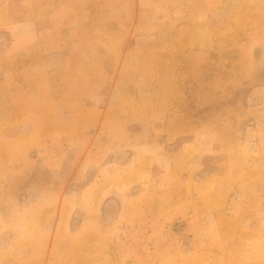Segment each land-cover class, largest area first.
Wrapping results in <instances>:
<instances>
[{"label": "rangeland", "instance_id": "1", "mask_svg": "<svg viewBox=\"0 0 264 264\" xmlns=\"http://www.w3.org/2000/svg\"><path fill=\"white\" fill-rule=\"evenodd\" d=\"M35 1L0 2V264H264V0H57L52 48Z\"/></svg>", "mask_w": 264, "mask_h": 264}, {"label": "crops", "instance_id": "2", "mask_svg": "<svg viewBox=\"0 0 264 264\" xmlns=\"http://www.w3.org/2000/svg\"><path fill=\"white\" fill-rule=\"evenodd\" d=\"M1 1L3 2L4 0H0V2ZM31 1L33 2V0H31ZM2 2H1V4H2ZM37 2L38 1H35L34 4H36ZM47 2H48V0H43L41 2L40 6L37 4L35 6H33V9L36 7L35 10L29 11L28 9H26L27 18H26V20H24V22L25 23L26 22H29V23L32 22V23H38V24L48 22L49 25L51 26V27L49 26V29L47 30V32H48L47 35L49 36L48 41L51 45V48H52V46L62 47L63 45L67 44V42H71V41L75 40V38H78L79 33H81V31L79 30V28H80L79 26H81L80 22L69 24L66 27V30L60 29L57 27L53 28V21H56L55 17H56V15L59 14L58 12H55L56 15L53 16V12L55 9L54 4H57V0H53V3H47ZM45 11H46V14H43ZM38 15H40L41 17L36 18ZM29 17H33L36 19L31 20V19H29ZM19 21L20 20H16L14 22L15 24L10 26L9 29H11L10 31H11L12 35L14 34V36L18 37V36L24 35L25 31L31 33L32 30H30V31H28L29 29L25 30V28L23 26H21L23 24H20ZM5 22H7V21H5ZM75 24L76 25L78 24V26H76ZM5 25L7 26L6 23H5ZM75 28H77V29H75ZM9 29H8V31H9ZM32 36L34 38H37L38 34L35 36L34 35H32ZM39 36H41V35H39ZM6 67H8V66H6Z\"/></svg>", "mask_w": 264, "mask_h": 264}]
</instances>
